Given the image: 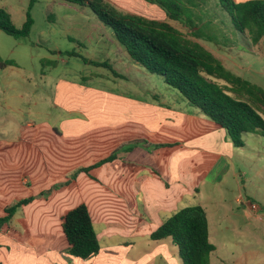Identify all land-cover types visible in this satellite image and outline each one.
I'll list each match as a JSON object with an SVG mask.
<instances>
[{
    "label": "crops",
    "instance_id": "crops-1",
    "mask_svg": "<svg viewBox=\"0 0 264 264\" xmlns=\"http://www.w3.org/2000/svg\"><path fill=\"white\" fill-rule=\"evenodd\" d=\"M112 1L122 8L148 3ZM169 22L177 29L182 26ZM3 33L0 30V59L14 65L0 63V218L7 207L35 199L0 229V264H183L170 239L155 241L151 236L178 211L196 205L207 212L210 241L216 248L211 264H264V249L245 248L236 257L223 252L227 244L212 242L216 226L209 206L215 198L221 204L225 200L221 191L208 193L202 187L217 189L229 175L245 185L231 159L234 150L225 129L182 97L174 106L150 96L66 80L59 81L58 93L66 87L75 95L69 97L68 92L62 108L78 117L60 123L81 127L62 132L49 121L21 125L17 117L24 113L22 103L32 104L35 95L33 76L18 63L15 47L8 52L12 40ZM15 45L17 49L19 40ZM129 65L148 75L131 60ZM142 91L152 93L146 87ZM105 159L107 163L95 167ZM241 201L253 210L250 196ZM81 204L89 208L101 247L89 259L68 253L62 227L64 216Z\"/></svg>",
    "mask_w": 264,
    "mask_h": 264
},
{
    "label": "rangeland",
    "instance_id": "rangeland-1",
    "mask_svg": "<svg viewBox=\"0 0 264 264\" xmlns=\"http://www.w3.org/2000/svg\"><path fill=\"white\" fill-rule=\"evenodd\" d=\"M109 1L123 13L159 22H165L167 18L161 8L149 3L142 2L137 8H122L112 0ZM193 1L197 7H190L195 12L196 27L177 25L178 31L184 38L214 52L228 70L264 90V38L255 42L250 33L237 31L218 0ZM29 7L30 0H0V8L9 11L18 29L26 21ZM30 14L34 21L31 33L26 39L19 40L17 49L16 39L3 33L12 40L8 52L15 47L18 63L33 76L31 84H34L35 95L33 100L30 99L32 104L26 103L24 106L22 103L24 113L17 117L21 125H25L26 121H49L62 132L81 127L74 124L61 126V120L78 116L62 108L69 90L65 87L58 93L60 80L88 88L127 91L142 97L164 100L165 103L171 102L174 106L180 105L175 99L182 100V96L167 85L162 76L149 72L144 75L138 70L139 67L129 65V56L112 30L105 27L90 9L59 0H38ZM173 25L176 26L175 23ZM198 31L201 32V37H198ZM24 50L27 52L26 56H23ZM69 52H77L90 61L109 62L119 75L125 78L127 76L124 78L126 81L106 68L86 64L79 57L69 56ZM145 87L152 93L142 91ZM71 95L75 94L69 92V97ZM256 107L264 115V106ZM226 137L234 150L230 154L231 159L236 165V171L242 172L245 185L240 184L234 175H229L225 184L218 185L217 189L210 185L202 188L207 189L208 193L219 190L223 194L224 203L221 204L215 198L209 206L211 219L215 221L213 225L216 226L212 242L221 246L227 244L228 247L224 246L223 252L233 253L237 257L245 248L264 249V223L260 222L264 220V136L261 133L245 134L244 147H236L228 134ZM247 196L252 198L258 210H249L242 205L241 200H246ZM239 198L242 199L237 201ZM233 221L237 222L238 229ZM242 231L248 235H243ZM237 242L240 243L239 246H236ZM229 264L235 263L232 261Z\"/></svg>",
    "mask_w": 264,
    "mask_h": 264
},
{
    "label": "trees",
    "instance_id": "trees-1",
    "mask_svg": "<svg viewBox=\"0 0 264 264\" xmlns=\"http://www.w3.org/2000/svg\"><path fill=\"white\" fill-rule=\"evenodd\" d=\"M37 1L30 0L27 18L21 29L15 27L9 11L0 8V30L17 40L29 37L34 24L30 10ZM59 1L90 9L104 26L112 30L133 63L149 73L162 76L165 83L177 90L189 105L225 129L236 147L245 146V134L261 133L264 136V115L256 107L264 106V90L228 70L213 52L184 38L169 22L195 28V12L190 6L195 8L197 5L193 0H145L165 12L169 19L165 22L120 12L109 0ZM218 2L237 31L250 33L255 42L264 38V0ZM200 34L198 31V37H201ZM68 54L123 78L109 62L90 61L77 52ZM0 63L2 67L14 65L9 60L0 59ZM107 162L108 159H105L95 167ZM90 169L82 168L79 172ZM34 199L26 198L7 207L6 216L0 218V229L20 208ZM62 227L71 256L89 259L99 253V239L86 204L66 214ZM151 238L155 241L170 239L177 246L183 264H211L210 257L216 249L210 241L207 212L201 205L181 209L165 221Z\"/></svg>",
    "mask_w": 264,
    "mask_h": 264
},
{
    "label": "built area",
    "instance_id": "built-area-1",
    "mask_svg": "<svg viewBox=\"0 0 264 264\" xmlns=\"http://www.w3.org/2000/svg\"><path fill=\"white\" fill-rule=\"evenodd\" d=\"M252 209H253V210H258V206L253 205Z\"/></svg>",
    "mask_w": 264,
    "mask_h": 264
}]
</instances>
